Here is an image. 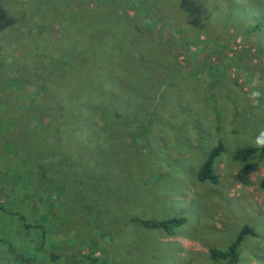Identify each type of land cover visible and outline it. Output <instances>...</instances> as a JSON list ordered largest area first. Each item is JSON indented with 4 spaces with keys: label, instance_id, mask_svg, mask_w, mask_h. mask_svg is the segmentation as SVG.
I'll return each mask as SVG.
<instances>
[{
    "label": "rangeland",
    "instance_id": "obj_1",
    "mask_svg": "<svg viewBox=\"0 0 264 264\" xmlns=\"http://www.w3.org/2000/svg\"><path fill=\"white\" fill-rule=\"evenodd\" d=\"M71 3L0 0V132L21 107L46 123L15 136L43 159L22 172L34 186L0 136V264H226L209 250L243 226L235 264H264V152L232 157L264 130V0ZM120 4L139 31L115 22ZM108 69L107 112L68 115L62 101L98 99L87 75ZM218 141V182L200 181ZM173 217L171 233L140 222Z\"/></svg>",
    "mask_w": 264,
    "mask_h": 264
},
{
    "label": "trees",
    "instance_id": "obj_2",
    "mask_svg": "<svg viewBox=\"0 0 264 264\" xmlns=\"http://www.w3.org/2000/svg\"><path fill=\"white\" fill-rule=\"evenodd\" d=\"M44 1H47V0H44ZM59 1H63V3L67 6L73 4V3H71L72 0H59ZM126 1L130 7H134V5L131 4L133 2V0H126ZM118 8L121 11L118 14V17H116L115 22H117V23L126 22V24H129V28L131 30H133L134 32H136L137 30L139 31L140 29L138 28L137 24L134 23L132 18L129 17V15L127 13V10H129V9L133 10V8L124 9V7L121 4L118 6ZM81 9H83V8H80L79 11ZM66 10H68V12H70L71 14H73L72 12H74L71 9H66ZM77 12L78 11L74 12L75 14H73V15L78 14ZM136 14H137V12H136ZM109 29H110L109 27L105 28L104 33L106 31H108ZM129 47H131V46H129ZM108 57L111 59H114L115 57H118V56H114L111 54ZM102 68H104V67H100L97 71H99ZM111 73H112L111 70L108 69V70L102 71L100 74H97V73L96 74L90 73V75L88 74L87 78H89V77L95 78V80L98 82L97 88H100L102 90V94L101 95H95V96H98V99H93L94 96H92L90 98H88V97L84 98V95L71 96L72 97L71 99H67L65 101H62L63 107L66 108V110H67L66 113L68 115H72L73 117H81L86 112H92L93 110L94 111L99 110L102 113L107 112L108 107L113 105V103H114L113 96L116 92V88H114V87L112 88V91H111V85H112L111 80H110L111 75H112ZM117 77H118V75L115 76V78H117ZM85 78H86V76H85ZM117 85H119V84H117ZM94 94H95V92L92 93L91 95H94ZM108 100H109V102H104V101H108ZM2 103H3V101H2ZM5 107H6L5 104H3L0 107V110L3 114L5 113V111L8 112ZM1 108H5L4 112ZM19 109H21V111H22V113L20 114V117H18V116L13 117L14 115H16V113L14 114V112H13L12 114H14V115L12 117L8 118L11 120V122L7 123L9 127L7 129H5L4 131H2V133L0 132L1 141H2V147L1 148L3 150V147L5 148V145L10 144L11 147H13L15 149V151L18 155V161H26V163L24 165H21L18 162L19 171L16 172L15 174L18 175L25 183L30 182L31 183L30 185L34 186L32 181L30 180L29 174L25 175V174H22V172H24V170H26L27 166H28L27 169H30L31 161H33V165H34L33 170H34V173L37 174L38 171H40V167H37V165H40L39 160H43V159L40 158L39 153H37V150L26 146V145H28L27 143H25V145L18 144L19 142H22V141L16 142L15 140H17V138H15V136H19L18 132H20L22 129H24V131H25L24 134H27L29 132H41V133H43L42 130H44V128L46 127L45 126L46 123L42 122L43 119H41L40 116L35 119L34 114H29L30 117L28 120L27 117H24L25 109L23 107H21ZM17 110H18V108L15 107V111H17ZM3 119H5V118H3ZM38 121H39L38 127L40 129L35 130L34 128L36 127V123ZM78 122H81V121H78ZM80 126L81 125L78 124V127H80ZM103 130H105V129L103 128ZM11 131H12V133H11ZM24 147L25 148L27 147L28 149L31 148L30 149L31 153H29L28 155L24 154V153H26L23 150ZM222 151H224V146L220 141H218L217 144L208 151L206 158L204 159L200 168L197 171V178L200 181L208 180L212 183L217 182L218 177L212 169V164H213L215 158ZM256 151L263 153L264 149H259V148L255 147L254 145L245 146V147H238V148L234 149V151L232 153V157H233V159L246 160V158L248 157V155L250 153H253ZM2 154H5V152L3 151ZM34 155H35V157H34ZM4 158L6 159L7 157H4ZM246 167H247V165H246ZM3 209L4 208L0 206V211L1 210L3 211ZM183 221H184L183 217H173V218H169L166 220H158V221H154V220H150V219L140 220V222L145 226H159V227L166 229L169 232H171L173 230L172 229L173 227H176L177 225L181 224ZM9 223H10V221H9ZM23 227L28 228V229L29 228L39 229L41 227V225H40V223L37 224V223L28 222L27 224H23ZM246 230H247L246 226H243L242 229L240 230V232L238 233V235L236 236V238L227 246L226 249H224V250L210 249L209 252H210L211 258L213 260H218L220 258H224L227 261L226 264H235V260H236V256H237V254L235 252V248H236V245L238 244V242L241 238V235L244 232H246ZM7 240L8 239H6V241ZM4 241H5V238L1 236L0 237V243H2ZM8 245H9L8 248L11 249V247H10L11 244H8ZM40 247H41V245L38 246V249H40ZM11 250H13V249H11ZM29 256H31V255H29ZM50 257H51V259L55 260L57 258V255L51 254ZM8 260H9V258H8ZM4 262L6 264H12L11 262L7 261L6 258H4Z\"/></svg>",
    "mask_w": 264,
    "mask_h": 264
},
{
    "label": "clouds",
    "instance_id": "obj_3",
    "mask_svg": "<svg viewBox=\"0 0 264 264\" xmlns=\"http://www.w3.org/2000/svg\"><path fill=\"white\" fill-rule=\"evenodd\" d=\"M251 87L253 90L249 93V98L253 104V106H257L259 104V97L261 93L258 90H255L256 88V82L253 81ZM252 143L255 147L259 149H264V130H261L258 135L255 136Z\"/></svg>",
    "mask_w": 264,
    "mask_h": 264
},
{
    "label": "crops",
    "instance_id": "obj_4",
    "mask_svg": "<svg viewBox=\"0 0 264 264\" xmlns=\"http://www.w3.org/2000/svg\"><path fill=\"white\" fill-rule=\"evenodd\" d=\"M213 163H214V162H213ZM212 166H213V164H212ZM216 175H217V174H216ZM217 177H218V175H217ZM217 182H218V178H217ZM217 182H216V183H217ZM210 183H212V182H210ZM216 183H213V184H216ZM172 231H173V230H172ZM172 231H171V232H172ZM171 232H169V233H171ZM186 242H187V241H183V243H185V244H186Z\"/></svg>",
    "mask_w": 264,
    "mask_h": 264
}]
</instances>
